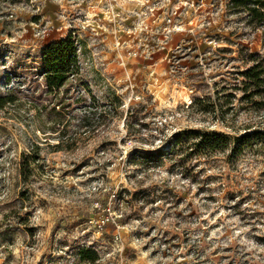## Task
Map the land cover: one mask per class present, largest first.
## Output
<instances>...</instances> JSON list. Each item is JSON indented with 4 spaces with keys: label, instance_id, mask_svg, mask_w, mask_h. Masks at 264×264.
I'll return each instance as SVG.
<instances>
[{
    "label": "rangeland",
    "instance_id": "obj_1",
    "mask_svg": "<svg viewBox=\"0 0 264 264\" xmlns=\"http://www.w3.org/2000/svg\"><path fill=\"white\" fill-rule=\"evenodd\" d=\"M228 5L0 0V264H264V36Z\"/></svg>",
    "mask_w": 264,
    "mask_h": 264
},
{
    "label": "trees",
    "instance_id": "obj_2",
    "mask_svg": "<svg viewBox=\"0 0 264 264\" xmlns=\"http://www.w3.org/2000/svg\"><path fill=\"white\" fill-rule=\"evenodd\" d=\"M229 8L234 12H243L246 15L247 23L254 27L259 28L264 36V0H229ZM77 63V51L72 42L66 41L65 43L57 44L51 53L47 54L44 63V77L49 88H60L66 84L71 75H75L74 67ZM245 76V90H253L250 94H261L264 86V68L263 65L255 63L248 67L244 72ZM16 101V97L11 94L0 96V109L4 108L7 104H12ZM256 132L235 137L232 139L224 133H194L197 138L195 146L199 151L207 152L209 150H216L223 144V146H230L235 141H245L247 138L252 137ZM236 150V146L231 147V153ZM29 168V167H28ZM24 177L27 178L26 169L22 168ZM80 258L84 261L94 263L99 259L97 251L83 248L80 251Z\"/></svg>",
    "mask_w": 264,
    "mask_h": 264
}]
</instances>
